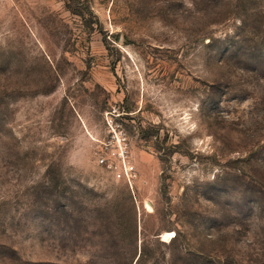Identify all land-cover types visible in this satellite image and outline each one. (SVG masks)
<instances>
[{
    "label": "rangeland",
    "instance_id": "374dc122",
    "mask_svg": "<svg viewBox=\"0 0 264 264\" xmlns=\"http://www.w3.org/2000/svg\"><path fill=\"white\" fill-rule=\"evenodd\" d=\"M0 264H264V0H0Z\"/></svg>",
    "mask_w": 264,
    "mask_h": 264
},
{
    "label": "built area",
    "instance_id": "2783aa9c",
    "mask_svg": "<svg viewBox=\"0 0 264 264\" xmlns=\"http://www.w3.org/2000/svg\"><path fill=\"white\" fill-rule=\"evenodd\" d=\"M111 167H113V166H111ZM126 168H127V167H126ZM133 171H134V168H130V172H129V171H128V172H129L130 174H132Z\"/></svg>",
    "mask_w": 264,
    "mask_h": 264
}]
</instances>
